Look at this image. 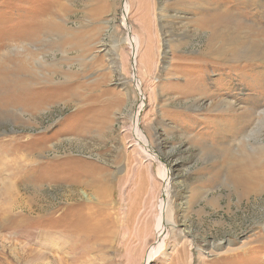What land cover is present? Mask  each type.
Wrapping results in <instances>:
<instances>
[{
	"label": "rangeland",
	"instance_id": "rangeland-1",
	"mask_svg": "<svg viewBox=\"0 0 264 264\" xmlns=\"http://www.w3.org/2000/svg\"><path fill=\"white\" fill-rule=\"evenodd\" d=\"M125 2L0 0V264H264V0Z\"/></svg>",
	"mask_w": 264,
	"mask_h": 264
},
{
	"label": "bare ground",
	"instance_id": "bare-ground-1",
	"mask_svg": "<svg viewBox=\"0 0 264 264\" xmlns=\"http://www.w3.org/2000/svg\"><path fill=\"white\" fill-rule=\"evenodd\" d=\"M126 4V7H127V3L125 2ZM124 4V5H125ZM126 14H127V10L126 8L124 7V10H123V14H122V26H124V28L126 29L127 31V35H126V38L124 39L125 40V43L131 48L132 50V57H134V59L136 58V55H137V47L139 45L138 43V39L136 37H133L130 33V29L127 28V26H125V17H126ZM133 64H134V68H132V73H133V76H132V82H134L135 84V87L138 91H140V83L139 81L137 80L135 74H134V70H136V63H135V60H133V63H132V67H133ZM136 79H135V78ZM141 93V92H140ZM142 107V106H141ZM140 107V108H141ZM33 108V107H32ZM138 110V109H137ZM139 111V110H138ZM137 112V111H136ZM137 115H138V112H137ZM137 115L135 114L134 118H132V122H133V127L131 128L133 131V135H134V141H135V145L137 146H140L141 150L144 151L146 157L147 156H151L150 155V152L148 151V148H150V146L148 145V140L146 139V137L144 136V134L139 130V127H138V118H137ZM149 152V153H148ZM215 158V157H214ZM251 159L255 158V155H251L250 156ZM242 167V166H241ZM240 167V168H241ZM228 169V168H227ZM218 171V170H217ZM234 171V170H233ZM163 172V179H164V182L166 184V186L168 185L169 183V178L168 176H166V172L165 170H162ZM229 172V171H228ZM237 177V176H236ZM162 199H160V202H159V212L164 215L165 217L167 216L168 212L167 209H166V206H167V203L169 202V186L167 187V189L163 190L162 191V196H161ZM169 210V209H168ZM161 220H164L162 222H158L157 224V244L156 246L154 245L150 252H148V256H147V259L145 261V263L147 264L152 256L155 254L158 253V251L160 252V250L163 248L164 246V241L165 239L167 238V228H168V225L172 228H174V225H173V222L167 220L166 218H164L163 216L161 217ZM204 256V255H203ZM205 257V256H204Z\"/></svg>",
	"mask_w": 264,
	"mask_h": 264
},
{
	"label": "water",
	"instance_id": "water-1",
	"mask_svg": "<svg viewBox=\"0 0 264 264\" xmlns=\"http://www.w3.org/2000/svg\"><path fill=\"white\" fill-rule=\"evenodd\" d=\"M125 3V0H123V4Z\"/></svg>",
	"mask_w": 264,
	"mask_h": 264
}]
</instances>
